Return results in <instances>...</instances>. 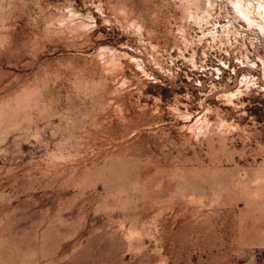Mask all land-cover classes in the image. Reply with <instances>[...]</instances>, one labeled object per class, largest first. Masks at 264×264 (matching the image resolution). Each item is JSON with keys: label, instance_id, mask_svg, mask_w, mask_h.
<instances>
[{"label": "rangeland", "instance_id": "obj_1", "mask_svg": "<svg viewBox=\"0 0 264 264\" xmlns=\"http://www.w3.org/2000/svg\"><path fill=\"white\" fill-rule=\"evenodd\" d=\"M210 2L0 0V264H264V0Z\"/></svg>", "mask_w": 264, "mask_h": 264}, {"label": "bare ground", "instance_id": "obj_2", "mask_svg": "<svg viewBox=\"0 0 264 264\" xmlns=\"http://www.w3.org/2000/svg\"><path fill=\"white\" fill-rule=\"evenodd\" d=\"M208 1H210V0H208ZM213 1H214V0H213ZM211 2H212V0H211ZM211 2H210V4H211ZM247 3H248V2H247ZM259 3H261V2H259ZM235 5H236V7H237V11H239V12L241 13L242 18H243V16H244L245 18H247V20H248V19H252V17H251L252 14L249 13L250 9L253 8L252 6H251L252 8H251V7L248 8L249 6L247 7L246 3H244L243 0H235ZM251 5H252V4H251ZM254 5H255V4H254ZM259 5H260V4H259ZM259 5H258V6H259ZM260 6H261V7L259 8V10H258V9H257V10H258L259 13L262 15V17H263L262 19H263V22H264V5H260ZM254 8H255V7H254ZM252 10H253V9H252ZM254 11H255V10H254ZM258 11H257V12H258ZM245 18H244V19H245ZM253 20H254V19H253ZM250 21H251V20H250ZM255 21H256V20H255ZM258 22H259V21H258ZM259 23H260V22H259ZM259 23H258V24H259ZM262 24H263V23H262ZM262 24H261V25H262ZM262 27H263V26H262ZM262 27H261V28H262ZM263 29H264V27H263Z\"/></svg>", "mask_w": 264, "mask_h": 264}]
</instances>
